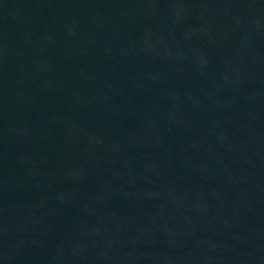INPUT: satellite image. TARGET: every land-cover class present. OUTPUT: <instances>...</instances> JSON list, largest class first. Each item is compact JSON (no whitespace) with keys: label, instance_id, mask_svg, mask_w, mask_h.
Here are the masks:
<instances>
[{"label":"water","instance_id":"95a60500","mask_svg":"<svg viewBox=\"0 0 264 264\" xmlns=\"http://www.w3.org/2000/svg\"><path fill=\"white\" fill-rule=\"evenodd\" d=\"M0 264H264V0H0Z\"/></svg>","mask_w":264,"mask_h":264}]
</instances>
